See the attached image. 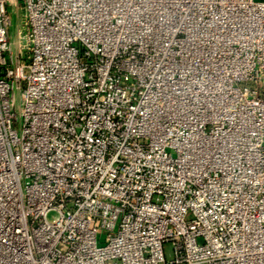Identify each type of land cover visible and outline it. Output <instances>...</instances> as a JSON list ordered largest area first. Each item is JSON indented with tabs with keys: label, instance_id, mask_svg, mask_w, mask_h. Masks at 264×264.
<instances>
[{
	"label": "built area",
	"instance_id": "obj_1",
	"mask_svg": "<svg viewBox=\"0 0 264 264\" xmlns=\"http://www.w3.org/2000/svg\"><path fill=\"white\" fill-rule=\"evenodd\" d=\"M0 264H264V0H0Z\"/></svg>",
	"mask_w": 264,
	"mask_h": 264
},
{
	"label": "rangeland",
	"instance_id": "obj_2",
	"mask_svg": "<svg viewBox=\"0 0 264 264\" xmlns=\"http://www.w3.org/2000/svg\"><path fill=\"white\" fill-rule=\"evenodd\" d=\"M11 15H12V26H11V29H10L11 39L13 41H16V39H17V29H18L19 21H20V18H19L20 14L17 13V11L15 9H13L11 11ZM58 218H59V214L56 211L49 212L48 219L50 221L54 222ZM165 248H166V251L169 252L170 247L167 245Z\"/></svg>",
	"mask_w": 264,
	"mask_h": 264
}]
</instances>
